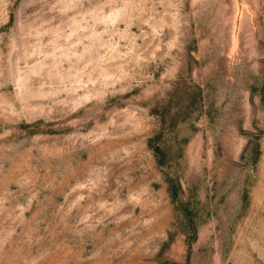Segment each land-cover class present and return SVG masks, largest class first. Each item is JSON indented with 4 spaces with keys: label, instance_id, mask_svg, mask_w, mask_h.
<instances>
[{
    "label": "rangeland",
    "instance_id": "rangeland-1",
    "mask_svg": "<svg viewBox=\"0 0 264 264\" xmlns=\"http://www.w3.org/2000/svg\"><path fill=\"white\" fill-rule=\"evenodd\" d=\"M0 264H264V0H0Z\"/></svg>",
    "mask_w": 264,
    "mask_h": 264
}]
</instances>
